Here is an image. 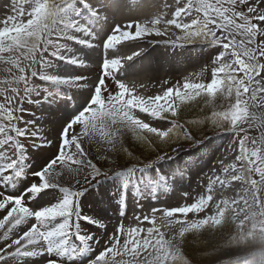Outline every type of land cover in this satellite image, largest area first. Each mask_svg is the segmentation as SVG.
<instances>
[{
	"label": "snow or ice",
	"instance_id": "1",
	"mask_svg": "<svg viewBox=\"0 0 264 264\" xmlns=\"http://www.w3.org/2000/svg\"><path fill=\"white\" fill-rule=\"evenodd\" d=\"M115 7L116 0H12L0 18V264H201L187 250L189 235L207 264H264V0H173L163 9L129 0L125 13L137 14L120 19ZM161 42L215 49L207 78L202 69L141 92L144 84L126 79L127 66L143 56L141 44ZM89 61L93 75L82 71ZM69 91L81 103L53 141L33 108L67 102ZM185 108L199 109L204 121L181 122ZM201 123L231 135L238 150L206 174L197 196L183 194L191 202L152 207L111 232L85 209L81 175L90 187L118 178L121 217L133 191L141 208L140 200H154L156 185L168 182L156 177L175 179L157 165L210 139L192 131ZM253 128L258 135L248 134ZM122 130L154 158L103 171L98 161L109 156L90 146L115 150ZM44 149L51 151L37 160ZM150 169L153 182L144 179ZM66 174L74 185H65ZM230 186L240 191L229 198ZM205 233L228 235L215 245L199 239Z\"/></svg>",
	"mask_w": 264,
	"mask_h": 264
},
{
	"label": "rangeland",
	"instance_id": "2",
	"mask_svg": "<svg viewBox=\"0 0 264 264\" xmlns=\"http://www.w3.org/2000/svg\"><path fill=\"white\" fill-rule=\"evenodd\" d=\"M3 1H5V0H0V18H3V16L10 11V5L11 4L10 5L5 4L6 5L5 6L2 3ZM8 2L10 3V1H8ZM17 2H18V0H17ZM160 2L158 3L159 6L158 5H156V6L161 8V6L164 5L165 2L171 4V3H173V0H162V2L161 3ZM11 3H12V1H11ZM2 5H3V7H2ZM206 47H207L206 49H205V46L199 47V48H204V50L203 49L202 50L196 49V47H194L193 50H190L191 49L190 47H188V49L179 48L180 50H178V51L176 50V52L173 49L172 54H174V55L176 54V60L179 62V64L182 63L183 61L187 62V60L189 58H195L196 59L194 61L196 64H195V66L193 65L192 69H190V70L182 69L185 73L191 71L188 73L187 77L190 75L194 76V74L200 73L201 70L203 69L204 70V76H205V78H207V76L209 74L208 70H207L208 69V63H209V60L214 56L215 49H213L212 47H210L208 45H206ZM184 65H186V64H184ZM176 67H177L176 70L178 69V72H174V73L171 72L169 74V76H167L165 78L168 80H171L173 82L180 81L182 83L184 77H181L180 75L182 74L183 71L182 70L179 71V69H181V67H179V65ZM82 71L84 73L87 72V70H82ZM95 71L96 70L94 68H92V70L88 71V73H86V74L87 75H90V74L93 75L95 73ZM177 74H178V76H176ZM5 76H6V73H4L3 71H0V82L3 81ZM126 79L129 81H135L137 83L138 87H139L138 83L141 84L140 80H136L134 78L133 79L126 78ZM137 79H139V77ZM144 91L145 90H143V88H141V92H144ZM55 106L57 108L53 106L50 109V111L45 110V108H47V107H42L39 110L33 108V110L36 111V115L42 117L41 123L43 124V126L45 127L46 130L48 129V127H51L52 124L55 125V127L54 126L51 127V129H52L51 132H48V130H47V132L50 134V138L53 141H55V129L59 126V123H61L63 121L62 116L64 114H66L68 116L71 115V114L65 112L67 102L61 103V104L55 105ZM42 110H43V112H42ZM204 118H205V114L200 112L199 109H195V108H185L180 114L181 122H183L185 120L204 121ZM201 129L203 130V133L205 135H209V134L213 133L210 125L201 123L199 125V127H197L196 125L192 126V131L197 134L198 138L200 136ZM248 134L250 136H256V135H258V130L255 128L249 129ZM185 146L187 147V144H185ZM233 146H234L233 148L236 149V152H237V150H238L237 146L235 144H233ZM92 147H94V149H95V151L93 152L94 154H96L100 157H103L105 155L109 156V161H107V162L104 161L103 159H100L98 161V166L101 167V169L103 171H108L109 169H111V171H116V170H118L117 166L122 167L124 165H128L130 163L137 162L138 160H144L145 162H147L146 158H154V155H155L154 153L150 152V150L145 148V146L143 144H141L132 135V133L130 131H127V130L121 131L119 143H118L117 148L115 150H113L107 144L92 145ZM49 151H51V150H49V149L42 150L36 156V159L42 160L48 154ZM187 152H188V150L184 153L186 154ZM113 160L115 161V164L112 163ZM226 160H227V162L230 161L228 159H226ZM94 162H97V161H94ZM229 163H231V162H229ZM212 167L213 166H210V167L203 166L197 170L198 175H196V173H194V177H193V179L195 181L194 183H197V184L199 183V185H200V186L197 185L199 188L197 189L196 193L199 194L203 190L202 186H203L204 180L206 178V174H208L210 172ZM79 179L81 180V184H82L83 188L86 190L83 194V197H82V203H83L85 209L89 212L96 213L99 216L103 217L105 220V223L107 224L109 232H111L113 229V226L118 224L121 220L124 222V224L126 226H128L130 224H135V218H133V215L131 216L130 214H128L127 210H126V215L124 217L120 216V212L123 211V209L121 208V204L123 203V201H120L118 203L116 198H115L116 188H117V184H118V178L111 177V175H110V177L107 179H100L98 183L93 182V185L91 187L86 182H84L83 175H81L79 177ZM64 181H65L66 186H72L75 184V178L72 175L66 174L64 177ZM233 183H236V182H233ZM191 188H194V187H192V185H191ZM191 188H189V189H191ZM188 191H189L188 193H190L191 196L194 197V194H193L194 192L190 191V190H188ZM238 191H240L239 187H237L235 189V191H233V190H231V186H230L228 189L224 190V195L226 197L230 198V197L235 196L236 192H238ZM107 201H109V202H107ZM189 202H191V200H189L188 203ZM135 203H136L135 201L133 203L132 199L129 198L128 205H129L130 211L132 209L131 212L135 211L137 208V204H135ZM180 203H181V201L176 200V201H173L170 205L171 206L183 205ZM155 207H157V205H155ZM93 230H95V229H93ZM100 231L103 232V229H100ZM227 235L228 234H225L224 238L221 239L219 236H211V235H208L207 233H205V234H202L199 237V239L201 241L210 242L211 244L223 245L225 240L227 239ZM188 240H189V245H188L187 250L189 251L191 256L193 258H195L196 260L201 261V264H207L208 258L204 257L202 255L204 249L200 246V244L193 243V238L191 235H189ZM226 258H228V257L227 256L220 257V259H223V260H225Z\"/></svg>",
	"mask_w": 264,
	"mask_h": 264
},
{
	"label": "bare ground",
	"instance_id": "3",
	"mask_svg": "<svg viewBox=\"0 0 264 264\" xmlns=\"http://www.w3.org/2000/svg\"><path fill=\"white\" fill-rule=\"evenodd\" d=\"M8 1H10V3L8 2ZM11 1L12 0H5V1H3L2 3H3V5H5V4H7V5H10L11 4ZM160 1H162V0H160ZM150 3V2H149ZM3 5H2V7H3ZM124 5V4H123ZM162 5V4H161ZM160 5V6H161ZM6 6V5H5ZM159 6V5H158ZM8 7V6H7ZM161 8H162V6H161ZM7 9V8H6ZM123 9V7H122V5H120V10H122ZM125 13L123 12V13H121L120 15H119V17H118V19H120L122 16H125L124 15ZM168 37H166V39H167ZM159 39V38H158ZM170 44H168V46H169ZM169 47H171V46H169ZM204 50V48H200V50ZM176 52V51H175ZM184 60V59H183ZM196 59L195 58H189L188 60H187V62H182L181 64H186L185 66L186 67H192L193 65L195 66V61ZM174 65L176 64V62L175 63H173ZM174 65L172 66V68L170 69V71H168L167 73H154V75H153V77L149 80V79H146V80H148V81H150V82H153L154 80H156L157 82L158 81H161V80H165L166 78L165 77H167V76H169V74L171 73V72H178V69L176 70V68L177 67H174ZM128 67V66H127ZM186 70V69H185ZM183 71V70H182ZM184 72V71H183ZM172 73V74H173ZM176 76H178V74L176 75ZM180 76H182V75H180ZM138 78V77H137ZM160 80H159V79ZM170 78V77H169ZM180 78V77H179ZM178 78V79H179ZM158 79V80H157ZM156 81H154V82H156ZM139 84V86H140V83H138ZM158 84V83H157ZM156 88H159V86H155ZM141 90V89H140ZM151 91H153V88L151 87V88H149L148 90H147V92H151ZM67 113H69V112H67ZM68 117V115H63V117H62V120L63 119H65V118H67ZM55 127V125H53L52 124V126L51 127ZM51 127H48V132H51ZM56 130V129H55ZM232 140H233V138H232V136L231 135H226V134H223V133H219V134H216V135H212L211 137H210V139H207L204 143H203V145L201 146V145H199L198 147H196L194 150H190V152L189 153H187L186 155L187 156H189L190 154L192 155V157L193 158H191V157H189L188 159H186L185 160V164H186V166L185 167H189V166H193V169L195 170V173H196V175H198L197 173H198V169L199 168H201V167H203V166H205V167H210V166H218L219 165V161H221V160H223L224 162H226V163H229V162H232L233 160H234V156H235V153H234V150H232V148L234 147L233 146V144H232ZM91 147V151L92 152H94L95 151V149H94V147H92V146H90ZM196 155H197V157H196ZM204 156H206V157H204ZM202 157H204L205 158V160L202 162V161H200L199 160V158H202ZM195 158V159H194ZM204 158H202V159H204ZM224 158V159H223ZM226 159H228V160H230V161H228L227 162V160ZM212 167V168H213ZM184 170L182 169V172H183ZM208 172V171H207ZM191 184H193V186H197V185H199V183L197 184V183H191ZM196 188H198V187H196ZM195 189V188H194ZM193 193V192H192ZM141 202H140V204H144V203H146V204H153L154 205V207H155V205H157V207L159 206V198L156 196V198L153 200V199H147V200H140ZM107 202H109V201H107ZM133 203H134V201H133ZM145 205V204H144ZM129 206V205H128ZM132 206V205H131ZM111 207V206H110ZM104 208V207H103ZM109 208V207H108ZM131 208V207H130ZM105 209V208H104ZM131 211H132V209H131ZM130 210L128 211V214H130L131 216L133 215V218H135V216L136 215H139V214H141V213H143L142 211H140V212H138V213H134V212H131ZM146 214V213H145ZM105 217V216H104ZM107 217V216H106ZM109 219V218H108Z\"/></svg>",
	"mask_w": 264,
	"mask_h": 264
}]
</instances>
